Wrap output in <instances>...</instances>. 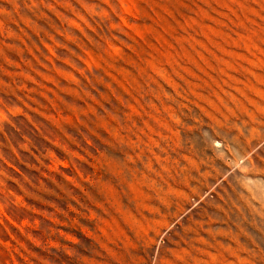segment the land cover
<instances>
[{"label":"rangeland","instance_id":"rangeland-1","mask_svg":"<svg viewBox=\"0 0 264 264\" xmlns=\"http://www.w3.org/2000/svg\"><path fill=\"white\" fill-rule=\"evenodd\" d=\"M0 264H264V0H0Z\"/></svg>","mask_w":264,"mask_h":264}]
</instances>
